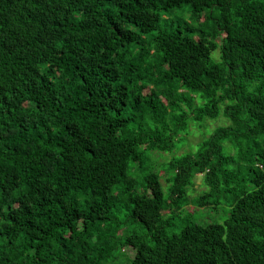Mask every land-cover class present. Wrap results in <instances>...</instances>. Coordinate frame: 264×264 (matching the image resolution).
<instances>
[{"label":"trees","instance_id":"1","mask_svg":"<svg viewBox=\"0 0 264 264\" xmlns=\"http://www.w3.org/2000/svg\"><path fill=\"white\" fill-rule=\"evenodd\" d=\"M0 264H264V0H0Z\"/></svg>","mask_w":264,"mask_h":264},{"label":"rangeland","instance_id":"2","mask_svg":"<svg viewBox=\"0 0 264 264\" xmlns=\"http://www.w3.org/2000/svg\"><path fill=\"white\" fill-rule=\"evenodd\" d=\"M225 118H223L222 116L220 117V119L217 121H209V126L210 128H215L217 125L219 124H222L223 123V120ZM198 142V138L195 139V143ZM194 143V142H193ZM181 146V145H180ZM180 148H183V146H181ZM187 149V148H186ZM169 155V153H168ZM156 157V156H155ZM157 158V157H156ZM162 158L161 157H158V161H161ZM134 172H140V171H137L135 170L134 168H131L130 169V173L132 175H134L135 177H139V175L141 173H137L135 174ZM139 179V178H138ZM142 187V185H140ZM205 188V186L202 184V175H199L195 178V184L192 188V195H197L199 191H202L203 189ZM202 204L200 203H197V202H194L193 203V200H191L190 203H188L187 206H185L184 208L188 211V212H192L193 210H196V209H199V206H201Z\"/></svg>","mask_w":264,"mask_h":264}]
</instances>
